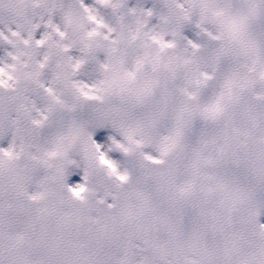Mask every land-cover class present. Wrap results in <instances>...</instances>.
Segmentation results:
<instances>
[{"label":"snow or ice","instance_id":"obj_1","mask_svg":"<svg viewBox=\"0 0 264 264\" xmlns=\"http://www.w3.org/2000/svg\"><path fill=\"white\" fill-rule=\"evenodd\" d=\"M0 264H264V0H0Z\"/></svg>","mask_w":264,"mask_h":264}]
</instances>
